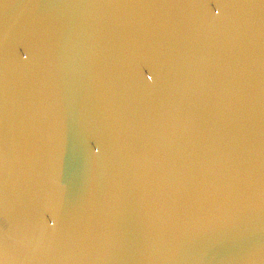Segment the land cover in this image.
Masks as SVG:
<instances>
[{"label": "water", "instance_id": "obj_1", "mask_svg": "<svg viewBox=\"0 0 264 264\" xmlns=\"http://www.w3.org/2000/svg\"><path fill=\"white\" fill-rule=\"evenodd\" d=\"M0 264H264V0H0Z\"/></svg>", "mask_w": 264, "mask_h": 264}]
</instances>
